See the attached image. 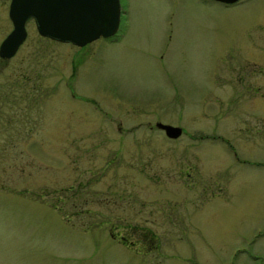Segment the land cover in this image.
Segmentation results:
<instances>
[{"label": "rangeland", "instance_id": "374dc122", "mask_svg": "<svg viewBox=\"0 0 264 264\" xmlns=\"http://www.w3.org/2000/svg\"><path fill=\"white\" fill-rule=\"evenodd\" d=\"M126 3L113 38L0 61V264H264V72L226 74L264 0Z\"/></svg>", "mask_w": 264, "mask_h": 264}, {"label": "water", "instance_id": "95a60500", "mask_svg": "<svg viewBox=\"0 0 264 264\" xmlns=\"http://www.w3.org/2000/svg\"><path fill=\"white\" fill-rule=\"evenodd\" d=\"M232 2L234 0H219ZM12 29L0 41V57H9L22 41L24 20L31 16L39 33L58 41L84 45L99 34H112L117 26V0H9ZM168 138H176L181 127L155 121Z\"/></svg>", "mask_w": 264, "mask_h": 264}, {"label": "flooded vegetation", "instance_id": "af4514ba", "mask_svg": "<svg viewBox=\"0 0 264 264\" xmlns=\"http://www.w3.org/2000/svg\"><path fill=\"white\" fill-rule=\"evenodd\" d=\"M117 1H118V18H117L116 30L110 35L103 36V35L99 34L95 38H99V37L113 38L115 36L116 31L119 27V24L122 22L124 12L127 8L126 0H117ZM214 1H217L222 6H231V5H234L237 2H239V0H234L232 2H224V1H219V0H214ZM8 5H9V0H0V41L6 36V34L13 27L12 21L10 20V18L8 16ZM3 19L5 21L7 20L9 22V27L4 31H2V30L4 29L6 24L3 23V22H5V21H3ZM23 27H24V35L21 37L23 39L17 45L15 51L13 52V54L11 56L18 53L20 47L24 44V42L26 41L27 38H46V39H49L52 41H57L55 39H52V37H49L47 35H43V34L39 33V31L36 27L35 21L31 16L27 17L24 20ZM247 47L248 48L246 50H244V52L242 50H239V49L235 50V53H238V54H233L231 57L241 58L240 60L242 61V65L244 67L248 66L249 69L242 68L241 66L236 65V63H235V65H230L227 67L226 74L228 71H230L231 79H234V81H236L237 84L241 83V82L244 83V85L242 87L239 86V88H241L242 91H244V92L248 91V92L253 93V91L257 90L259 86H262V84H252L251 83L253 80V74H257V72H264V68L262 66L263 63L260 60H258L259 57L254 59L253 56L254 55L255 56L260 55L261 53L264 52V49H263V46L261 44L253 41L251 38H249L247 41ZM226 53H227V51L224 52V54H226ZM239 53L240 54L244 53V56L243 57L239 56ZM11 56L0 57V61H3L5 58H10ZM232 64H234V63L232 62ZM245 76L248 77V79H245L244 78ZM235 78H236V80H235ZM246 115L249 116L245 121L246 125L244 124L242 126H239V128H238L240 133L243 135L242 138H240L243 143L245 142L244 141L245 139H248L250 137L251 133L249 131L252 130L251 124H250L251 116H250V114H246ZM202 136L204 137V135H202ZM206 136H209V135L205 134V137ZM245 143H247V142H245ZM228 145H229V143H228ZM110 235L112 238H115V236H116V234L111 233V232H110ZM118 239L122 240L124 242V244H127V245L133 246L135 244L132 240L126 239V237H124V235H120ZM125 241H127L128 243H125ZM144 241H146V240L144 239L143 243H144ZM137 248H138V246H137Z\"/></svg>", "mask_w": 264, "mask_h": 264}]
</instances>
